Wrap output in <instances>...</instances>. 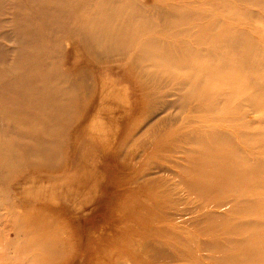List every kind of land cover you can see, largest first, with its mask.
<instances>
[{
    "label": "rangeland",
    "instance_id": "374dc122",
    "mask_svg": "<svg viewBox=\"0 0 264 264\" xmlns=\"http://www.w3.org/2000/svg\"><path fill=\"white\" fill-rule=\"evenodd\" d=\"M226 1L227 4L225 0H206L205 7L210 12V18L218 22L207 29H222L229 24L245 37L246 43L255 48L256 58H264V1L248 4H242L239 0ZM85 3L86 0H0V75L8 74L11 63L12 66L17 65L27 52L38 45L45 49H42L44 58L40 65L42 77H37V81L34 79L31 84L37 88L36 93L40 97L51 92L50 88L43 85L50 71H55L60 77L66 74L76 77L81 70L91 75L90 87L86 88L84 83H80L82 102L76 104L73 119L64 123L56 136L61 147V162L58 166L51 169L37 166L23 156L18 166L0 169V264H28L29 259H39L41 252L33 251L30 244L44 240L47 232L41 236L32 232L34 228L39 233L43 232L41 220L44 214L53 215L55 226L64 224L60 228L64 226L63 229L70 235L66 245L72 254L64 264H92L89 262L92 256H95L98 264L111 263L114 256L122 260L128 256L132 262L137 260L138 264H150L129 249H122L121 240L137 233L135 230L138 227L152 229L160 225V230H169L179 236L194 234L195 227L185 224L190 215L165 216L159 211H151L148 216L153 202L149 189L154 191L157 186L148 185L146 180L151 178L157 184L160 180L166 184V188H175L177 192L179 188L175 186L174 180L180 177L181 180L189 181V176H192L188 171L190 168L196 175L213 171L215 166L205 168L200 160L201 153L192 147V142L196 143L201 134L198 128L210 126L229 134L244 166L257 164L256 161L264 162V141L254 140L257 144L249 145L241 139V135L253 131L264 136V94L259 96L254 107L249 102L254 90L242 92L236 99L242 110L229 115L218 109H209L204 100H194L193 88L199 87V84H185L188 77H180L182 85L174 86L180 90L181 98L172 89H162L155 96L148 91L146 97L143 86L130 72L121 68V62H96L84 51L78 32L71 28L72 17L67 4L81 6ZM143 4L146 12H149L152 0H143ZM233 6L241 8L237 15L233 14ZM168 11L173 12L171 9ZM83 13V9L79 11L80 18ZM153 21L151 18L150 22ZM185 26L182 21L174 24L162 22L153 25L147 35L160 46L177 48L182 54L191 45L188 40L192 39L184 33ZM30 28L52 31L50 43L44 46L38 43L37 38L25 36L24 31ZM54 44L58 45L55 50L52 48ZM68 46L71 52L67 53ZM136 48L135 45L134 54ZM196 49L204 54L201 60L213 58L221 64L223 71L230 70V66L224 63V48L216 40L207 39ZM98 70L105 72L100 73ZM162 75L168 77L169 73L163 71ZM256 82L264 84V74L259 75ZM165 91L168 92L166 96L163 93ZM25 101L23 93L18 94L16 90L0 91V109L17 114L20 112L18 116L21 117L38 112L36 110L40 104ZM164 101H167L163 105L166 107L149 115L151 117H145L146 110L152 104ZM199 104L205 106L202 111ZM52 106L57 112L61 107L65 108L60 103H53ZM188 107L193 111L191 118L185 116ZM40 121L46 122L43 118ZM5 123L0 118V144L9 146L7 141L11 138ZM154 124L162 127V133L182 131V138L177 140L174 149L169 145L161 151L156 149L159 135L155 137L157 132L150 134ZM148 128L149 131L152 129L149 134ZM11 147L21 154L27 149L26 143L20 139ZM190 150L195 153L189 156ZM226 187L215 186L213 190ZM263 192L254 196L261 195L264 198ZM181 197L192 198L184 194ZM241 198L247 199L249 195L242 194ZM182 204L185 206L183 201ZM201 204L202 210L209 203L204 199ZM221 204V212L233 213L230 197H226ZM210 209L215 211L216 208ZM142 215L146 221L140 219ZM242 218V215H237L231 220L240 221ZM250 221V226L257 224L253 217ZM260 221L264 222V219ZM17 225L24 226L22 232L16 231ZM210 237L208 233L194 234V238L200 242ZM193 253L199 255L195 249ZM202 253L210 255L212 252ZM214 260H207L208 264H218Z\"/></svg>",
    "mask_w": 264,
    "mask_h": 264
},
{
    "label": "bare ground",
    "instance_id": "6f19581e",
    "mask_svg": "<svg viewBox=\"0 0 264 264\" xmlns=\"http://www.w3.org/2000/svg\"><path fill=\"white\" fill-rule=\"evenodd\" d=\"M239 1L248 4L264 0ZM206 3V0H152L149 12H146L143 0H86L81 6L67 5L71 11V28L78 32L80 44L85 47L84 51L87 55L96 62L113 60L121 62L123 65L121 68L130 72L143 86L145 96L148 91L155 96L162 89H172L181 98L180 90L174 86L182 85L179 81L180 77H188L184 81L185 84H199V87L193 88V99L204 100L209 109H218L225 115L240 112L242 106L236 102V99L248 89L254 90L249 102L255 107L254 104L259 96L264 94V84L256 82L257 77L264 74V58H256L255 48L246 43L245 37L229 24L224 25L222 29L208 30L207 28L216 26L218 22L210 18V12L205 7ZM225 3L227 4L226 0ZM82 9L84 13L80 18L79 11ZM168 9L173 12H169ZM232 9L233 14L237 15L241 8L233 6ZM151 18L154 19L153 22H150ZM179 21L186 25L184 33L187 37L192 38L188 40L191 45L186 47L183 51L185 53L180 54L177 48L160 46L147 35L153 25L162 22L174 24ZM44 28L33 30L30 28L24 31V35L35 37L39 44L47 46L52 31ZM207 39L216 40L217 44L224 48V63L230 66L229 71H223L221 64L213 58L200 59L204 54L196 49V46ZM69 42L72 43L71 40ZM135 45L137 48L134 54ZM57 46L54 44L53 50L57 49ZM42 49L44 47L40 48L39 45L33 47L17 65L10 64L8 74L0 75V91L16 90L18 94L23 93L25 103L36 101L40 104L37 113H28L27 116L22 115V117L18 116L20 112L17 114L14 111L0 109V118L5 120L6 130L11 138L7 141L9 146L0 144V169L18 166L21 158L24 157L28 161L35 162L37 166L49 169L57 167L61 162V147L56 136L63 124L73 119L76 104L82 102L79 93L80 83H84L86 88L90 87L91 75L84 70L79 71L76 77H71L69 74L60 77L55 71H50L43 85L50 88L51 92L40 97L41 95L36 93L37 88H33L31 83L34 79L37 81V77H42L40 69L44 58ZM66 52H71L69 46ZM66 63L68 64V60ZM163 71L168 72L169 76H163ZM98 72L105 71L98 70ZM163 93L166 96L168 92ZM53 103L63 104L65 108L61 107L58 112L54 111L53 106L50 107ZM164 104H167V101L152 104L146 110L145 117L166 107L163 106ZM204 107L203 104H199L200 111ZM191 113L193 111L188 107L185 116L191 118ZM41 118L47 123L40 121ZM153 126V130L149 131L148 128L147 132L149 131V134L152 130L150 134L157 132L155 137L159 135L156 148L158 151L166 145L174 149L177 140L182 138L180 130L162 133L161 126L157 124ZM198 131H201V134L196 139V143L192 142V147L194 149L196 147L201 153L200 160L205 168L210 169L215 166V169L196 175L190 168L188 171L192 176H189V181L181 180L180 177L174 180L175 186L179 188L177 192L175 188H166V184L160 180L157 184L156 180L147 179L148 185L157 186L154 191L149 189L153 202L150 204L148 216L151 211H159L165 216L190 215L185 224L194 226L195 233H208L211 237L200 242L194 238L195 233L183 237L169 230H160V225L152 229L138 227L135 230L137 233L121 240L122 249H129L140 259L148 260L150 264H208L207 260L210 259H216L214 261H218L216 262L218 264H264V222L260 221L264 219V198L261 195L254 196L262 194L260 192L264 190V162L256 161L257 164L244 166L240 152L237 151L229 134L210 126L198 128ZM18 138L26 143L27 149L24 155L11 147L19 140ZM241 139L249 145H255L257 143H254V140L264 141V136L253 131L241 135ZM146 144L149 145L148 142ZM192 153L195 152L190 150L189 156ZM224 185L227 187L213 190L215 186ZM182 194L192 198L183 199ZM242 194L249 195V198H241ZM226 197H230L233 213L224 214L219 210L223 207L221 201ZM204 199L209 204L201 210V202ZM210 207L216 208L215 211ZM237 215H242L243 218L240 221L231 220V217ZM252 217L257 220V224L250 226ZM53 218L51 214L46 216L44 214L41 220L43 232L39 233L37 228L32 231L34 234H39L38 236L47 233L44 240L33 241L30 244L33 251L41 252V256L36 260L29 259L28 264L42 262L57 264L62 260L64 264L72 254L70 247L66 245L70 239L68 231L63 229L64 226L60 228L64 225L62 223L56 227ZM140 219L146 221L144 215ZM23 225H17L16 231L22 232ZM194 249L199 255L193 253ZM203 251L212 253L207 255L203 254ZM127 257L122 260L114 256L113 261L106 264H138L137 260L132 262ZM89 262L98 264L95 256H92Z\"/></svg>",
    "mask_w": 264,
    "mask_h": 264
}]
</instances>
